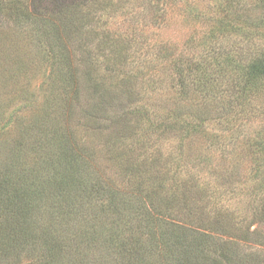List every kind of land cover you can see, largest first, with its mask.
I'll return each instance as SVG.
<instances>
[{
	"label": "rangeland",
	"instance_id": "rangeland-1",
	"mask_svg": "<svg viewBox=\"0 0 264 264\" xmlns=\"http://www.w3.org/2000/svg\"><path fill=\"white\" fill-rule=\"evenodd\" d=\"M219 2L0 0V264H264V88L207 82L250 45Z\"/></svg>",
	"mask_w": 264,
	"mask_h": 264
},
{
	"label": "trees",
	"instance_id": "trees-1",
	"mask_svg": "<svg viewBox=\"0 0 264 264\" xmlns=\"http://www.w3.org/2000/svg\"><path fill=\"white\" fill-rule=\"evenodd\" d=\"M17 8H20V5L17 4ZM221 9V10H220ZM219 10L223 16L218 17L220 22L224 25L220 30L224 33L228 32V34L238 35L240 34L242 37L244 36V40L250 43L247 46V50L238 54L228 56H222V54H218L215 58L220 59L219 62H213L217 66V68L207 71L202 69V72H210V78L207 79V82L212 83L215 79H217V73L225 74V70H227V66H229L232 70L230 73H235L237 75V79L242 80L243 83L240 86L242 90L247 91L248 93H252L258 89L264 88V0H220L219 2ZM253 11H258L259 15L253 18ZM210 21V18L206 19ZM220 31V32H221ZM212 55V54H211ZM224 59V60H222ZM208 61V60H207ZM224 62V63H223ZM210 64V62H208ZM181 62L179 63V73H183V67ZM197 80L199 81L200 87L198 90H203L208 87L206 81L199 79L197 74ZM213 78V79H212ZM204 87V88H203ZM182 92L188 93L192 88L188 84H182L181 86ZM198 90L196 92H198ZM199 97V96H197ZM199 98L195 99L193 102L196 104ZM228 103L230 100L227 101ZM228 108H225V111ZM225 117V114L223 115ZM227 118V117H226ZM180 122V121H179ZM201 119H191L188 122H183V125L187 128H183V130L188 134L189 131L192 130L199 131V127L201 126ZM194 126V127H193ZM204 133V130H203ZM208 137H212L213 135L210 132H206ZM209 140V138H208ZM258 146L264 148V142H260V144L256 143ZM252 154H258V151L255 150V153L251 149ZM264 157V156H263ZM262 157V158H263ZM256 170L263 171V166L261 164V158H256ZM263 175V173H262ZM211 237V236H210ZM212 238V237H211ZM157 242L162 247L160 238H157ZM228 240L226 243L222 244L221 248H215L214 250V259L219 251L222 257H228L229 250L226 246L231 249L234 248V245H237V242L228 245ZM212 243L217 244V240L212 239ZM164 244V243H163ZM168 248V247H167ZM162 255V254H161ZM160 256V262L167 261L165 264H172L171 259L164 260L163 256ZM215 261L219 262V259H215ZM236 263H244L242 257L236 259ZM150 264H157L150 261Z\"/></svg>",
	"mask_w": 264,
	"mask_h": 264
}]
</instances>
